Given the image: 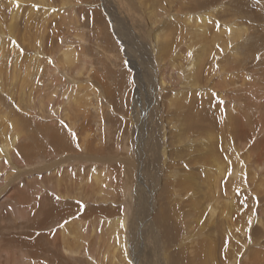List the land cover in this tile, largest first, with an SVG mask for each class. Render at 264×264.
Masks as SVG:
<instances>
[{
    "label": "rangeland",
    "instance_id": "1",
    "mask_svg": "<svg viewBox=\"0 0 264 264\" xmlns=\"http://www.w3.org/2000/svg\"><path fill=\"white\" fill-rule=\"evenodd\" d=\"M129 2L131 5L122 0H22L19 4L17 0H0V22L2 23V25L0 23V54L4 53L1 54L4 56H0V86L3 85L4 88H7L10 84L20 83L21 77L22 80L25 77L26 73L24 71L28 69L27 65L31 64V59L46 56L48 60L50 57L55 61L57 60L59 48L66 45L67 41L70 40L67 30L61 26L59 30V25H61L62 19L65 18L69 23L77 25L78 31L84 34L79 39L84 37L86 56L81 55L80 57L92 63L86 64V61H84L82 70H86V73L90 74L91 82L89 83L94 86L93 91L87 94L90 105L83 107L81 111H77L78 118H76L74 128L70 127V118L56 121L54 117L49 116L46 106L39 104L37 99L32 101L31 110L28 109L26 103L22 104L25 108L23 109L18 104L17 96H14V99L5 90H0V108L4 114L9 112V115L7 113V120L18 117L20 127L26 133L25 144H21L23 152L19 153L21 155L18 154L13 160L9 158V165L4 161V158L0 162V175L7 176L6 172L10 169H12L11 173L13 174L10 179L15 177L20 180L21 177L26 178L31 173L33 175L42 174L33 177L42 179L40 184L42 185L41 188L44 189L50 185V187L58 185V181L55 183L56 179L49 178L55 173L58 178H64L63 186H69L67 192L64 191L62 196H58L56 191L54 198L49 197L46 199L43 198L47 195V193L43 194L44 190L35 191L34 187L24 185L19 188L17 197V195H11L10 192H5V186L10 182V179L6 180L4 176L3 179L1 178L0 264H135V260H140V264H166V258L171 253V247L176 245V253H186L183 256L185 260L191 252L189 257L193 256L195 264H201L200 259L211 248L208 245V242L211 241V235L212 239L217 240V242L213 240L217 243V264H224L223 261L225 260L221 257L222 255L225 257V249H231V247L227 244L228 240L223 242V239L219 237L223 234L216 236L215 231H211L213 225L218 228L217 220L220 219L222 213L218 219L215 218V221L212 222L207 221L204 226L203 223L200 224L199 222L201 218H197L187 231H184L187 228L184 223L189 222L187 218L189 213H199L201 216L206 217V213L200 209L199 204L206 208L207 218L210 216V207L215 203L230 206L232 194H236V197L240 199L234 200L239 204H236V207L232 209L236 212L238 219L249 218L252 214L250 223L242 221L236 224L234 228L232 226V233L249 230L253 225H258V216L254 214L257 211L256 207H260L259 210L264 209V185L263 191L257 199L252 195H254L256 185L264 182V174L256 176L253 185L245 182L244 172L241 175L245 163L244 156H247L245 151L252 149L256 140L252 139L251 142L244 143L242 150L241 148L240 150H234V152H242L239 159L236 160V153L231 152V149H238L236 142L234 139L230 141L223 132L224 128H219L221 123L217 119L218 113L226 114L227 101L235 95L232 88L222 89L216 87V85L210 86L205 80L201 82V86L188 85L191 75L196 69L195 58L200 51L199 46H202V42L200 38L188 49L186 44L189 43L186 42L189 41L187 37L191 34V31L187 32L186 27L191 25L192 22L190 19L186 21L185 19L189 15L196 19L202 13L212 12L214 13L212 17L215 16V13L219 15L217 23L219 22L221 25L240 24L239 26L242 29L238 39L228 36L231 35L229 31H227L229 34L223 36L225 37L224 40L228 41L227 44H230L229 46L224 44L227 52L224 51L225 54L220 53L217 56V53L221 50L216 49L219 48L216 46L214 50L208 51L211 57L207 61L213 63L216 60H227L223 65H231L232 63L233 66L246 68L247 70L254 68L255 73H260V78L257 77L260 81V89L263 91L264 85L261 82L264 83V66L262 67L264 64V0H156V8L162 10L165 19L171 24L175 23L177 25L176 29L170 33L163 30V21L153 20L152 16L158 15L151 11V0H129ZM72 6H77V10H75L73 16H70L68 15L70 11L67 8ZM18 8H20L19 12L21 13L16 14ZM48 13V17L53 16L50 18V24H48V17L45 18ZM43 18H45L44 22L47 25H37V23V26L33 27L31 31L26 28L29 20L32 23V20L40 21ZM182 22L188 24L184 31L181 30L182 26L181 29L178 26ZM9 28H13L12 31H15L12 32ZM208 28L211 30V34L216 32V27H213V24H210ZM56 33L57 35H55ZM203 36L206 38V40L205 38L202 40L204 41L203 44H207L206 29L203 31ZM65 37L67 38L65 39ZM41 38H45V41H41ZM156 38L169 39L167 47L169 49L171 46L174 47V51H169L170 55H174L175 52L176 55L181 54V60L176 67L175 75L167 78L171 87L164 86L162 82L158 84L160 91L166 92V98L171 97L174 89V97L182 99L178 104H171L169 108L171 112L174 111L172 114H169L167 109L163 110L164 103L160 101L158 96L154 95V97L146 94L145 86L147 82L152 81V70L154 69L152 67L156 66L153 48ZM39 42L44 45L42 51L37 47ZM206 48L208 47L206 46ZM25 64L27 67L24 66ZM89 66L92 69L90 71ZM84 67H88V69H83ZM209 67L213 68V65L209 66L206 63L203 68V75L206 74ZM259 68L260 72L258 71ZM81 71L79 74H81ZM88 74L78 78L76 73L75 76L78 80L81 79L82 82H85L88 80L86 79ZM15 75L16 78H14ZM47 78L44 75L45 84H42L43 87L49 85ZM76 81H73V83ZM20 86L18 85L19 89ZM237 88L235 87V89ZM50 90L48 88V91ZM33 91L34 88L30 94L32 98H34ZM205 91L209 93L207 96L203 94ZM60 92L63 93V91ZM140 92L144 95L139 96ZM251 94L252 90L240 102L246 105V101H248ZM142 98L143 102H141ZM177 106H179V109H177ZM155 107L159 108V116L160 114L161 116H173V121H177L178 125L187 131V134L181 140H175L169 146L170 152L176 157L175 161H171L170 175L163 180L164 176H160L157 167V174L159 175L157 178L156 171L151 167V164L149 165V159L152 161L150 157L144 163L145 168L147 167V170H145L149 173L146 180L149 181L144 184L140 179L143 185L138 186L139 189L137 190L134 184L135 180L129 181L127 179V171H117L116 169L121 170L123 168V163L120 164V160H123L121 157H123L124 152L134 154V159L131 157L133 164L139 163L137 149L139 141L143 137L151 155L164 150L172 142L171 134L168 131L164 133L166 130L163 128L167 125L157 129L153 135L156 142L159 138L167 141V144H164L163 148L160 149L157 148V145H152L153 138L149 137V131L146 132V135L144 132L139 131L141 126L143 128L149 127L144 125V121L145 118L147 119L152 115L151 109L153 110ZM241 112L247 113L245 110H241ZM259 115L263 116L262 111ZM222 124L226 127L224 121H222ZM166 128L168 130V127ZM9 131H11L10 126ZM1 133L0 129V135ZM188 136H194L198 139L195 143H190L189 147L186 145ZM84 137H88L89 143L87 145L89 147L85 152L91 155L88 156L91 157V161L100 157L104 160L109 156L114 157V160L109 162L110 167L116 168H109L113 188L102 197H100L102 194L90 195L91 191L80 185L85 179L91 178L89 175L91 173L90 168L73 169L71 175L66 176L65 169L58 167L60 162L67 156L80 157L79 153H83V150H81L82 143L87 142L83 140ZM2 140H0V145L3 144ZM215 140L221 148H218L220 153L217 149L210 147V144ZM224 141H229L227 150L223 149ZM7 144L10 145V142ZM124 144L129 145L130 150L123 148ZM144 147L145 144H143ZM217 156L225 158V161L222 159V162H225L229 172L228 177L226 173L222 178H219V181L216 179V163L212 162ZM129 158L130 156H127V159ZM98 161L101 162L102 160ZM161 161L163 167H165L164 157ZM252 161L253 159L250 157V163ZM53 162L57 164L52 166ZM134 168L133 175L136 176L138 166ZM51 169L55 170L49 172ZM175 171L178 174L173 175ZM80 173L83 175V180L75 183L73 177L79 176ZM180 173H183V176H180ZM110 176L104 175V177ZM116 178H118V181H115ZM120 178L123 179V182ZM142 178H144V175H142ZM229 179L232 180L231 184ZM66 181H68L67 184ZM176 181H181L184 184H175ZM152 182L157 188L156 195L151 192ZM171 182H174V184L171 185ZM239 182L243 187L238 188ZM164 184H169L172 188L171 192L167 194L173 200L169 207L167 206L168 197L165 203L161 200ZM228 184H230V187L227 186ZM12 186L14 189L13 183ZM127 187L132 190L135 189V191H130V193L128 191L127 196H125L124 189L127 190ZM60 188L63 189V187ZM137 191L142 195V203L139 204L138 210H136V207L140 193L138 194ZM20 194L22 197H19ZM147 194L154 198L155 202L151 201L150 196H147ZM248 197L250 202L258 203L253 209V213L250 212L249 208L243 206V202L247 201ZM35 200H37V203H34ZM124 202L127 204L126 206H122ZM152 202L156 203V209L165 208L168 212L165 220L167 226L172 229L175 226L179 228L180 233L177 232L179 234L178 244L169 245L167 242L169 236H162L163 227L161 230H157L160 236L150 233L152 229L156 233L152 224L146 222V216L148 217L150 213L149 205ZM133 203L135 204L132 205ZM22 204L24 207H22ZM130 211L133 213V219L130 216L129 225L125 227L126 245L118 247L119 242L115 241V252L119 260H117L118 258L115 259L116 261L112 258H104L101 249L96 248L95 238L85 239V235L89 236V234L84 235L85 231L89 229L88 227L93 222L97 224L96 227H109L108 223L122 218L125 214L128 215ZM67 222L71 225L68 231L74 235L77 233L80 238L74 245H69L56 237V234L66 227ZM157 222L160 224L159 218L155 219L154 217L155 225ZM210 233L212 234L210 235ZM214 235L215 237H213ZM204 240H208V242L204 244ZM234 240L236 241V239ZM261 241L264 242V238ZM262 242L258 240L257 243H261L262 246ZM134 244L136 245L134 246ZM144 244H150L147 252L145 251L147 247H143ZM99 246L102 247L103 244L101 243ZM108 246L104 243V248H108ZM68 248L77 252L87 250V253L69 256L65 253ZM256 249L259 248H250L249 251ZM124 252H126V257ZM238 253H240L239 256L243 255L245 257V252H241L240 249ZM90 254L96 259V263L89 260L88 255ZM131 254L133 256L135 254L137 257H133ZM167 264L174 263L170 260Z\"/></svg>",
    "mask_w": 264,
    "mask_h": 264
},
{
    "label": "bare ground",
    "instance_id": "2",
    "mask_svg": "<svg viewBox=\"0 0 264 264\" xmlns=\"http://www.w3.org/2000/svg\"><path fill=\"white\" fill-rule=\"evenodd\" d=\"M17 1L20 4V2L22 0H17ZM122 1L125 2L126 4L130 3L129 0H122ZM129 5H131V4H129ZM4 8H6V7H4ZM150 8H151L152 13L158 15V16H152L153 20L163 21L162 26H163V30L165 32L168 31V33H170L171 31L176 29L177 25L175 23L171 24L169 21H167L165 19V15L163 14L162 10L156 8V0H151ZM19 9L20 8H18L16 10V12H15L16 14L21 13V12H19ZM67 9L70 11L68 13V15L73 16L75 10H77V6H72V7L67 8ZM50 12H53V11H50ZM213 14L214 13H212V12L204 13V14L202 13L196 19L189 15L188 18L185 19V21L190 19V21L192 22L191 25L187 26L188 24H186L184 22H182L181 25H178L180 29L182 26V29H181L182 31H184L186 26H187L186 31L187 32L191 31V34H189V36L187 37V38H189V41L186 42V43H189L188 45L186 44V46H188V49H190L194 43L198 42V40L200 38H201V42H202V46L201 47L199 46L200 51L198 52V54L196 55V58H195L196 69L192 73L191 79L188 82V85L201 86V82L203 80H205V82L207 84H209L210 86L216 85V87L222 88V89L232 88L233 94H235V95L233 98H230L227 101L228 104L226 105V110H225L226 114H223L221 112L218 113L217 119H218V122L221 123V126H219V128H224L223 132L228 136L230 141L234 139L236 142L238 149H231V152L236 153V157H235V158H237L236 160L239 159V156L242 152H234V150H240V148L242 150V147H244V143L251 142L252 139L256 140V142L253 144L252 149H248L245 151V152H247V156H244L245 163H244L243 171H241V175L244 172L243 177L245 179V182L247 184L253 185L254 179L256 178V176L264 174V142H263V139H264V90L262 91V89H260L261 85H260V81L258 79V77L260 78V73H255V71L253 70L254 68L247 70L246 68H239L237 66H233L232 63H231V65H223L227 60H221V61L216 60L213 63H209L207 61V59L209 57H211V55L209 54L208 51L211 49L214 50L216 46L219 47L216 49L221 50L220 52L217 53V56L220 53H224V51L227 52V50H226L227 48L225 45H228L227 44L228 41L224 40L225 37H223L225 34H229L227 31L231 32V35H228V36H232L233 39H238L240 37V31L242 29V27L239 26L240 24L237 25V23H235V24L231 23V24H227V25H221L219 22L217 23V21L219 20V17H218L219 15L215 13V16L212 17ZM48 15H49V13L47 14V16L45 18H47ZM52 17L53 16L48 17V24H50V18H52ZM45 18H43L40 21L32 20V23L29 20L27 22L26 28L31 31L33 29V27L35 28L39 24L47 25V23L44 22ZM19 23H21V22H19ZM16 24H17V21H16ZM210 24H213V27H216V32L214 34H211V30H209V28H208V26ZM1 25H2V23H1ZM60 26L63 27L65 30H67V32L69 33L68 37L70 38V40L67 41L66 45H63V46H61V48H59L60 51H59V54L57 56V60L55 61L52 57H50L48 60L46 58V56H41L40 58L31 59V64L27 65L28 67L26 66V64L24 65L28 69L26 71H24L26 74H25V77L23 76L24 77L23 80L21 77L20 83L15 84V85L10 84L9 87H7V88H4L3 85H1L0 90H2V91L5 90L7 93H9V95L12 98H14V96H17L18 104L20 105V108H23V109H25V108L22 104L26 103L28 109L31 110L32 103H33L32 101L34 99H37L39 104L46 106L47 114L49 116L54 117L56 119V121L59 119L63 120V119H69L70 118V120H71L70 127L74 128V125L76 123V118H78L77 111H81L83 109V107L90 105L88 102L89 96L87 94H89L91 91H93L94 86L92 85V83H89V82H91V80H90L91 77L89 78L90 74L86 73V70H82V65H83L84 61H86V64H91L92 62H90L87 59L83 60V58L80 57L81 55L86 56L85 55L86 54V50H85L86 48L84 46L85 45L84 37L82 39H79L80 36H82L84 34L80 33V31H78L77 25H73V24L69 23V21H66V18H65V19H62V23H61V25H59V30H60ZM9 29H11V31L13 30V28H9ZM205 29L207 30V42H206L207 44H203L204 41H202L205 38V36H203V31H205ZM14 31H12V32H14ZM55 35H57V33ZM13 36L15 37V35H13ZM66 38L67 37H65V39ZM40 40L45 41V38H41ZM205 40H206V38H205ZM228 40H231V39H228ZM168 41H169V39H166V38H162V39L156 38L154 41L153 48H154L155 57H156V66L152 67V68H154L152 70L153 71V74H152L153 78H152V81L147 82L145 89H146V94L158 96L160 101L162 103H164L163 106L161 105L162 107H164L163 110L167 109V112L169 114H172L174 111L171 112L169 107L171 106V104L180 103L182 101V99H180L178 97H174L175 96L174 95L175 94L174 89L172 90L171 97L169 99L166 98L165 97L166 92L160 91L159 85H158L159 83L162 82V84L164 86L171 87L168 84L167 78H170V77L175 75L176 67L179 65V61L181 60V54L176 55V52H175L174 55H170L169 51L170 50L174 51V47L171 46V48L169 49L167 47ZM1 44H2V42H1ZM43 46L44 45H42V42H39V45H37V47L40 48V51L44 50ZM206 46L208 48H206ZM1 54H0L1 57L4 56ZM167 58H168V60H167ZM136 59H138V58H136ZM226 59H228V57H226ZM1 60H2V58H1ZM206 63L209 66L213 65V68L209 67L207 69L206 74L203 75V68H204ZM255 66H256V64H255ZM263 66H264V64L262 65V67ZM253 67H254V65H253ZM83 69H88V67H84ZM90 70H92L91 66H89V71ZM259 70H260V68L258 69V71ZM80 71H81V74H79ZM76 73L78 75V78H80L82 75L84 76L85 74H88L86 77V79H88V80L85 82H82L81 79L78 80V78H76V76H75ZM44 75H46L48 77L47 79L49 80V81H47L49 85H47L45 87L42 86V84H45V82L43 80ZM73 76H75V77H73ZM222 76H224V77L222 78ZM14 78H16V75L14 76ZM73 81H76V82L73 83ZM262 81H263V78H262ZM153 82L154 83L156 82V84H154ZM261 84L264 85V83H262V82H261ZM18 85H21L20 89H19ZM6 86H7V84H6ZM235 87H238V88L235 89ZM33 88H34V91L32 94L34 95V98H32L30 96ZM48 88L51 90L48 91ZM251 90H252V94H251V96H249L248 101H246V105H247V107H246L245 103H242L240 101H242V99H244V96L246 97V94L249 95L251 93ZM60 91H63V93ZM136 93H138V92H136ZM203 94H205L204 96H207L209 93L207 91H205V92H203ZM138 95L143 96L144 94L142 92H140ZM28 96H30V97L28 98ZM135 99H137V98H135ZM141 102H143V98H142ZM254 102L256 105L254 104ZM177 109H179V106H177ZM241 110H245V111H247V113L241 112ZM0 111H1V113H0V126H1V128L0 129L2 132L0 135V140L4 139L1 141L3 144L0 145V162H2L3 159L5 158L4 161H6L7 164L9 165V158H11L13 160L14 157H17L19 153L23 152V149H21V148H23L21 146V144L22 143L25 144L24 142L26 140V133L24 132V129H21L20 121H19L18 117L17 118L14 117L12 120H7V116L9 115V112H7L8 113V115H7V113L6 114L3 113V110H1V108H0ZM261 111L263 113V116L259 115V113ZM160 112H161V109H160ZM151 113H152V115L149 116L147 119L145 118V121H144V125H148L149 127L143 128V126H141L139 128V131L144 132L145 135L147 134L146 132L149 131L148 132V133H150V134H148L149 137L151 136L153 138L152 139V145H154V146L157 145V148H159V149L163 148V145L167 144V141L165 139L161 140L159 138L158 141L156 142L155 137L153 136L154 132L157 129H160L163 125H167V126H164V128H163L166 130V131H164V133H166L168 131L172 136V142L170 144H168V146H166L164 148V150L160 151L159 153H154V155H151L150 150L148 149V145L145 142L144 137H143L142 139H140L139 147L137 149V159H138L139 163L133 164L131 157L133 158L134 154H131V153L127 154L126 152H124L122 154L123 157H121V158H123V160H120V164L123 163L122 164L123 168L121 170H119V169H116L115 167L112 168L109 165V162L111 160H114L113 156H109L110 158L107 157L105 160H104V158L102 159L100 157L99 159H94L93 161H91V157H88L91 155H89L85 152V150H87L89 147L87 145V143H89L88 139H87L88 137H84L83 140L87 141V142L82 143L83 145L81 147V150H83V153L82 152L79 153L80 157L77 158L75 155L67 156L64 160H62L60 162L58 167L60 169H63V170L65 169L66 176H70L73 169H80L81 170L84 168H90L91 173L89 175L91 176L92 179L87 178L83 182H81L80 185L83 187H87V189H89L91 191L90 195H94V194L101 195L102 194L100 197H102L104 194L111 191L110 189L113 188V185H112L113 181H111L112 175H111V173H109V168L116 169L117 171H123V172L127 171V173H128L127 179L129 181L135 180L134 184L138 190L139 187L143 185L141 183V180L144 184L146 183V181H149V180H146V177L149 173L146 171L147 167L145 168L144 163H146L147 159L150 157H151L152 161L149 159V165L151 164V167L156 171L155 175L157 176V178L159 177V175L157 174V167H158L160 176L162 177V175H163L164 177L162 179L165 180L166 177L169 176L171 173V166H172L171 161L176 160V157H174V155L170 152L169 146L172 143H174L175 140H181L183 138V136H185L187 134V131L183 130L182 127L178 125L177 121H173V116H167V115L161 116V114L159 116V108L157 109V107H155L153 110L151 109ZM19 115L25 116L24 114H19ZM160 119L162 120L161 123H160ZM222 121H224V123H226L225 124L226 127L224 126V124H222ZM52 122L55 123L54 121H52ZM150 125H152L151 129H150ZM9 126L11 127V131H9ZM166 127H168V130ZM188 140H189V142H188ZM197 140L198 139L195 138L194 136H188V139L186 140V145L188 146L190 143H195ZM9 142H10V145L7 144ZM228 143H229V141H224V143H223V149L224 150H227ZM15 144H16V146H14ZM143 144H145L144 148H143ZM210 147H212L213 149H217L220 153L221 148L218 146L216 140L210 144ZM123 148L130 150L129 145L124 144ZM218 148H220V149H218ZM257 149L260 151H258ZM221 153H222V151H221ZM249 154H250V156H249ZM20 155L21 154H19V156ZM119 155H118V157H120ZM127 156H130V158L127 159ZM162 157H164L163 163H164L165 167H163V165H162V161H161ZM220 157L217 156L216 159L212 160L213 163H216V170H217V178L216 179H217V181H219V178H222L226 173H227V177L229 176V172L227 171V165H225V162H222V159H224V161H225V158L224 157L220 158ZM250 157H252V159H253L252 163H250ZM98 160H102V161L100 162ZM218 160H220V161H218ZM82 162H85V163H82ZM242 163H243V161H242ZM54 164H57V163L53 162L52 166H55ZM135 166L136 167L138 166L136 176H135V174L133 175V173H134L133 169H135L134 168ZM52 170H55V169H51V171H49V172H52ZM11 171H12V169H10V171H7V172L5 171L7 173V176L6 175H5L6 177L4 175L3 176H4V178H6V180L10 179L13 176ZM47 173H48V171H47ZM61 174H62V172H61ZM106 174H107V176H110V175L111 176L110 177H104V175H106ZM118 174H119V172H118ZM176 174H178L177 171H175L173 175H176ZM36 175H38V174L33 175V173H31V175L26 176V178L21 177L20 180L15 178V177L10 179V182H8L5 186V192L6 193L10 192L11 195L12 194L17 195L19 188L26 185L29 187H31V186L34 187L35 191L44 190L43 194L47 193V195H45L43 198L48 199L49 197L54 198L56 191H57L58 196H62L63 192L64 191L67 192V190L69 189V186H63L62 185L64 178L63 177L58 178L55 173L53 175L49 176V178L56 179L55 183L58 181V185L55 187L54 186L50 187L51 186L50 185V186L42 189L41 188L42 185L40 184V180H42V179H35L37 177H33V176H36ZM40 175H42V174H40ZM40 175H38V176H40ZM142 175H144V178H142ZM181 175L183 176V173H180V176ZM3 176L0 175V181H1V178ZM156 176H155V178H156ZM25 179H26V181H25ZM117 179L118 178H116L115 181H118ZM73 180L75 183H78L79 181L83 180V175L80 173L79 176L73 177ZM121 180L120 181L123 182V179H121ZM224 181L226 182V180H224ZM231 181L232 180L229 179L230 184H231ZM67 182L68 181H66L65 183L67 184ZM126 182H128V181H126ZM12 183L14 184V189H13ZM82 183H83V185H82ZM152 184H153V186H152L151 192H152V194L156 195L157 188L154 185V182H152ZM173 184H174V182H171V185H173ZM175 184H181L182 185L184 183L181 181H178ZM230 184H228L227 186L230 187ZM238 184H239L238 188L243 187L242 185H240V182ZM263 185H264V182H261L258 185H256V187L254 188V195H252V196H254L256 199L262 193ZM60 187H63V189H61ZM144 187H146V186H144ZM126 189L127 190L124 189L125 196H127L128 191H129V193H130V191H133V192L135 191V189L132 190L129 187H127ZM163 189H164V191L161 195V200L165 203V200L168 197L167 206L169 207V205H171V202L173 200H172V197L168 196L167 194H169V192H171L172 188L169 184H164ZM227 190H229V189H227ZM33 193H36V192H33ZM139 193L140 192H138V194ZM18 195H17V197H18ZM147 196H150V195L147 194ZM225 196L227 197L226 194H225ZM231 196H232V202H231L230 206L227 204L219 205L218 202L215 203L213 206H211L209 218H207L208 213H207L206 208L202 204L198 203L200 206V209H202V211L206 213V217L201 216L199 213H189L187 215L189 222L186 224L184 223L185 227L187 226V228L184 231L189 230V228L193 225L194 221L199 217L201 218L199 221L200 224L203 223V226H204L207 224V221L212 222L213 220L215 221V218L218 219L220 214L222 213L220 219L217 220L218 221V228L214 227V225L212 224L213 227H211V231H215L216 236L223 234V236L221 235L219 237L223 239V242L228 240L227 244L231 247V249L226 248L225 249V257L223 255L221 257L222 259L225 260V261H223V262H225L224 264H235V263L236 264H243V263H245V264H264V248H263L264 242L261 241V239L264 238V235H263V233H264V209L259 210L260 207H256L258 203L257 202H250V198L248 197V200L243 202V206H245L246 208H249L250 212H252V213H253V209L256 207L257 211H256V214H254V215L258 216V225L257 226L253 225L249 230H241L237 233H232V230L236 226V224H239L242 221L250 223V217L252 216V214H250L249 218L244 217L242 220L238 219L236 212L233 211L232 209H234L236 207V204H239L238 202H236L234 200H240V199L236 197V194H232ZM19 197H22V195ZM149 198L151 201L155 202L154 198H152L151 196ZM128 200H130V199H128ZM125 201L128 202L127 200H125ZM141 201H142V195L140 193L139 198H138V203L136 202L137 203L136 210H138L139 204L142 203ZM153 202H152V204L149 205L150 213H149L148 217L146 216V222L152 224L153 228L156 230V233L153 231V229L150 231V233L152 235L157 234L158 236H160L159 233L157 232V230H161L163 227L164 230L162 231V236H164V237L169 236V240L167 241L169 243V245H171L173 243L178 244V240H179V234L178 233H180L179 228L175 225H174L175 226L174 229L167 226L165 220H166V215H168V212L165 210V208L164 209H161V208L156 209L157 201H156V203H153ZM34 203H37V200H35ZM101 203H104V202H101ZM23 204H24V202H23ZM23 204H22V207H24ZM124 204L122 206L127 205L125 202H124ZM134 204L135 203H133L132 205H134ZM34 208H35V206H34ZM122 210H124V208H122ZM21 211L24 212V210H21ZM135 211H134V213L136 215ZM29 212H31V211H29ZM161 213H163L162 216H160ZM130 216L133 219V213L131 211L129 212L128 215L125 214V216H123L122 218L115 219V221H112V223H108L109 227H96L97 224H94V222H93L91 224V226L88 227L89 229H87L84 233V235L89 234V236L85 235V239H94L95 238L96 248L101 249L102 255L104 256V258H106V259L112 258V260H115L116 258H118V256L116 255V252H115V241L117 240V242H119L118 247L126 245V235L127 234L125 232V227L126 226L128 227V225H129L128 223H129V217ZM136 217H137V215H136ZM151 217H152V219H151ZM154 217H155V219L159 218L160 224H158V222H157V224L155 225ZM232 226H233V228H232ZM70 228H71V225L69 224V222H67L66 227L63 230L59 231L56 234V237H57V239H60L61 241H64L69 245H74L77 243V241L80 240V238L78 237L77 233L75 235L73 233H70L68 231ZM211 234L212 233H210V235ZM215 235L213 237H215ZM231 239H232V241H231ZM234 239H236V241L238 243ZM213 240H216V239H212V235H211V241H210L211 243L208 242V240L207 241L204 240L205 241L204 244H206V242H208L209 243L208 245L211 248L209 251H207L205 253L204 257L200 259L201 264H217V257H216L217 256L216 255L217 243L213 242ZM258 240H260V242H262L263 247L260 245L261 243L260 244L257 243ZM216 242H217V240H216ZM101 243L103 244L102 247L99 246V244H101ZM104 243L106 244V246L109 245L108 248L107 247L104 248ZM139 243H140V241H139ZM135 245L136 244H134V246ZM149 245L150 244H146V245L144 244L143 245V247L144 246L147 247L145 250L146 252L149 250ZM222 246H223V244H222ZM118 247H117V249H118ZM175 247H171V249H170L171 253L168 255V258H166V260H167L166 264L170 260L174 264H195V262H194L195 259L193 258V256L189 257V255H191V252L190 253L188 252L189 255L187 256V260H185L183 256L186 255V253H184V252H181V253L177 252L176 253ZM243 247H245V248H243ZM250 248H259V249L249 251ZM158 249H160V248H158ZM239 249L241 250V252L242 251L245 252V257L243 255L239 256V254H240V253H238ZM188 251H189V249H188ZM84 252L87 253V250H83V251L79 250V252H77L76 250L70 249V248H68V250H65L66 255H69V256H75V255L80 254V253L83 254ZM124 255L126 257V252H124ZM131 255L133 256V254H131ZM247 255H248V257H247ZM133 257H137V256L134 254ZM88 258H89V260L94 261V263H96V259L93 256H91V254L88 255ZM218 259H219V257H218ZM233 259H234L235 263L233 262ZM117 260H119V258ZM197 262H200V261H197ZM135 264H140V260H135Z\"/></svg>",
    "mask_w": 264,
    "mask_h": 264
}]
</instances>
